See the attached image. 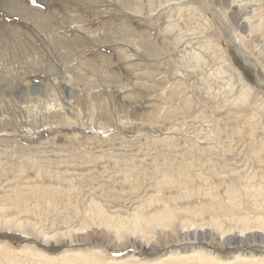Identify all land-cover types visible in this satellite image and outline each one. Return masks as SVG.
I'll use <instances>...</instances> for the list:
<instances>
[{
    "label": "rangeland",
    "instance_id": "1",
    "mask_svg": "<svg viewBox=\"0 0 264 264\" xmlns=\"http://www.w3.org/2000/svg\"><path fill=\"white\" fill-rule=\"evenodd\" d=\"M239 2L0 0V264H264Z\"/></svg>",
    "mask_w": 264,
    "mask_h": 264
},
{
    "label": "bare ground",
    "instance_id": "2",
    "mask_svg": "<svg viewBox=\"0 0 264 264\" xmlns=\"http://www.w3.org/2000/svg\"><path fill=\"white\" fill-rule=\"evenodd\" d=\"M227 0H224V3ZM259 0H240L238 5V10L241 16V21L245 23L246 27L249 29L250 32V37L252 38V40L254 41V43L256 42L257 45H259L261 48L264 47V8L261 10L258 9V6H256V3ZM222 2V1H220ZM232 4V3H231ZM252 6H255V8L251 9ZM235 8V7H234ZM222 9V8H221ZM229 10V9H228ZM238 12V11H237ZM233 21V20H232ZM241 22V23H242ZM200 29V28H199ZM241 29V28H240ZM240 31V30H239ZM201 36V35H200ZM244 37V36H243ZM247 38V37H246ZM255 43V44H256ZM258 47V46H257ZM259 47V48H260ZM264 53V50H263ZM262 53V54H263ZM261 192L264 193V187L260 188ZM10 200L12 201L13 205H15L16 207H22L23 204V199L22 196L16 192L15 194H12L10 197ZM8 201V200H7ZM3 207V206H2ZM1 207V208H2ZM26 222V220H25ZM3 223L4 226L6 227H12L15 226L14 228L18 227V229H25V227L29 226L28 224L24 223V222H19L16 219L14 220L13 218H3V220L0 218V224ZM31 224V223H30ZM33 224V223H32ZM198 226V225H197ZM196 227V226H195ZM36 230V229H35ZM198 230V229H197ZM190 231V230H188ZM213 232V231H212ZM46 233V232H45ZM189 234V232H187ZM71 233L65 232V233H56L50 237H48L47 240H50L51 238L53 239H58V238H64L65 236L69 235ZM198 234V233H197ZM264 236V233L262 231H257L256 234H252L251 236H258V235ZM72 235V234H71ZM243 236V235H242ZM232 240V239H231ZM70 254V253H68ZM78 253H74L72 254L70 257L74 260L77 261V259H81L83 257H88L87 255H77ZM48 259L45 260H49L51 259L50 256L47 255H43ZM167 257H164L163 260H169L170 258H172V256L170 254L166 255ZM40 257V256H39ZM69 257V258H70ZM246 260H249L248 258H246ZM25 261V260H24ZM25 263V262H24ZM87 264H93V261H86ZM15 264H23L22 262H16Z\"/></svg>",
    "mask_w": 264,
    "mask_h": 264
},
{
    "label": "snow or ice",
    "instance_id": "3",
    "mask_svg": "<svg viewBox=\"0 0 264 264\" xmlns=\"http://www.w3.org/2000/svg\"><path fill=\"white\" fill-rule=\"evenodd\" d=\"M32 3H36V0H32ZM114 255H119L120 253H113Z\"/></svg>",
    "mask_w": 264,
    "mask_h": 264
}]
</instances>
